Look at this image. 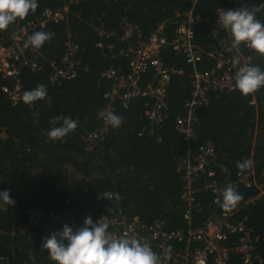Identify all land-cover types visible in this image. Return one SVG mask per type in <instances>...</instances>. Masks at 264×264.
Segmentation results:
<instances>
[{
    "label": "trees",
    "instance_id": "1",
    "mask_svg": "<svg viewBox=\"0 0 264 264\" xmlns=\"http://www.w3.org/2000/svg\"><path fill=\"white\" fill-rule=\"evenodd\" d=\"M63 1L69 6L66 22L40 30L54 35L41 48H33L39 69H26L21 76L27 90L45 85L46 97L31 106H13L0 94V191L7 190L15 201L12 206L0 202V258L5 264H55L41 248V238L58 225L46 216L59 210L69 211L77 227L86 217L95 222L102 216H118L137 219L144 225L159 220L167 231L183 229L185 206L180 201L182 186L177 162L188 151L193 155L206 143L216 151L212 167L218 182L223 180L220 167L226 168L232 183L241 171L237 162L245 159L252 161L257 176L264 174V86L247 95L238 90L209 91L207 104L197 109L195 138L187 145L174 124L176 118L184 115L185 103L190 99L194 70L182 54L169 47L159 54L165 67L175 71L168 86V116L164 122L150 126L145 117V104L150 103L147 98L131 102L126 109L110 103L121 117V125L109 126L104 138L94 146L86 142L88 134L101 126L98 113L109 105L111 83L101 74L109 69L121 74L129 71L130 57L119 55L121 51L135 46L137 41L145 42L162 23L165 36L172 38L176 26L192 10L201 18L194 43L204 53L196 69L210 70L215 60L208 53L228 34L219 32L212 38L211 32L217 12L230 8L228 0H198L195 4L194 0H86L76 5ZM63 1L38 0L35 11L0 31V38L6 39L17 23L34 21L45 9L63 6ZM242 6L256 11V18L264 23V0H241L239 8ZM126 25L137 31L130 39H122ZM68 34L78 46L77 77L51 83L52 67L63 55ZM98 43L103 48H98ZM240 45L246 55L253 57L251 65L264 70V55L244 43ZM150 77L148 72L142 82ZM55 117L76 120V129L60 140L50 139V121ZM204 179L200 176L195 184L196 201L201 207L195 226L216 211L211 194L199 190ZM237 192L242 195L241 200L254 194L252 189ZM101 193H119L120 198L113 195L107 200ZM31 210L41 213L43 219L31 228V239L27 240L13 231L30 224ZM240 220H246L258 237L252 264H264V202L243 208L237 214V221ZM231 264L242 262L232 256Z\"/></svg>",
    "mask_w": 264,
    "mask_h": 264
},
{
    "label": "built area",
    "instance_id": "2",
    "mask_svg": "<svg viewBox=\"0 0 264 264\" xmlns=\"http://www.w3.org/2000/svg\"><path fill=\"white\" fill-rule=\"evenodd\" d=\"M63 1V0H62ZM86 0H69L70 4H78ZM198 0H194V4ZM64 5L57 9H45L40 17L34 21L16 24L11 28L8 37L0 38V94L13 105L23 103L20 96L27 89L23 86L21 76L24 70L35 72L39 69L35 50L27 44V37L35 31L44 29L49 24L64 23L69 14V6ZM241 0H228L229 9L238 10ZM227 9H221L220 13ZM215 19V29L211 32L215 38L219 32L228 33ZM201 23V18L192 13L186 14L179 23L172 38L164 34L165 24H159L145 42L137 41L119 55L129 58V71L125 74L117 73L113 69L104 71L101 77L111 85L107 93L109 105L103 111L115 113L114 104L123 109L138 99H149L145 104V117L150 126L159 125L168 116L167 92L171 75L175 72L165 67L160 52L169 47L175 53L183 55L186 64L193 67L190 99L185 103L184 115L175 119L174 128L187 145L195 138L194 126L197 122V109L207 104V93L219 91L231 93L236 91L234 78L239 67L251 65L253 57L246 55L239 44L233 46L230 34L208 53L215 60V66L206 71L197 70L202 61L203 51L194 43L195 30ZM137 34L135 28L129 25L123 27L122 39H130ZM100 35H105L101 32ZM98 48H103L101 43ZM245 47H248L247 45ZM78 46L70 35L66 36L64 52L58 64L52 67L49 80L51 83L73 80L78 74L79 62L75 59ZM234 61L236 63L234 64ZM151 77L146 82L142 78L148 73ZM110 103H114L110 105ZM251 105L255 104L251 100ZM27 105V104H26ZM31 106V105H28ZM101 126L88 134V146H94L102 140L108 132L109 124L100 118ZM3 137L5 135L2 134ZM216 151L213 145L206 143L198 148L195 154L189 151L177 162V171L180 173L181 194L180 201L185 210L182 219L185 227L180 230L167 231L163 222L156 220L149 225L141 224L137 219L126 220L121 217H99L102 223L109 225L108 232L116 237H132L151 247L158 256V264H231V257L237 256L242 264H252L255 257V245L258 237L247 226L246 220L237 221V214L245 207L257 202H264V174L256 175L252 166L235 175L232 183L228 180L225 167H220L223 180L215 179L216 173L212 165L216 160ZM204 176L203 185L199 190L208 191L216 211L212 212L202 223L195 226V216L201 212L196 201V182ZM232 185L235 190H254V194L240 200L231 210L223 209L218 200L224 187ZM0 209H3L0 206ZM52 223L58 225L52 232L58 231L63 224L77 228L72 214L67 210L51 212L46 216ZM43 216L36 210L29 212V225L17 227L13 233L27 240L31 239L30 230L42 221ZM233 240L232 242H230ZM181 246V247H179ZM0 264H5L0 258Z\"/></svg>",
    "mask_w": 264,
    "mask_h": 264
},
{
    "label": "clouds",
    "instance_id": "3",
    "mask_svg": "<svg viewBox=\"0 0 264 264\" xmlns=\"http://www.w3.org/2000/svg\"><path fill=\"white\" fill-rule=\"evenodd\" d=\"M38 7V0H0V31L5 30L17 19L25 18ZM217 23L230 34L233 46L246 44L258 54L264 55V23L256 18V11L247 7L238 10L227 9L217 14ZM53 33L35 31L27 37V44L34 49L41 48L51 40ZM236 61H234V64ZM264 86V70L254 65L238 68L234 87L242 95L250 94ZM47 95L45 85L23 92L20 100L31 105L43 100ZM36 115V114H34ZM98 116L113 128H118L122 119L111 111H100ZM52 127L48 136L52 140H60L74 131L77 121L70 117H55L50 121ZM252 165L251 160L238 161L236 167L247 170ZM109 200L113 195L120 198L119 193H101ZM242 195L232 185L224 187L218 203L225 210H231ZM0 202L14 205L7 190L0 191ZM109 225L101 219L93 221L86 217L81 226L73 228L63 224L61 228L41 238V248L44 249L55 264H158V256L150 246L127 236L116 237L108 232Z\"/></svg>",
    "mask_w": 264,
    "mask_h": 264
}]
</instances>
